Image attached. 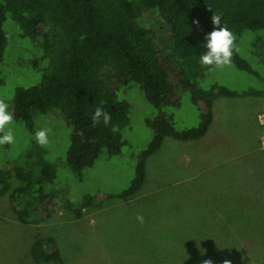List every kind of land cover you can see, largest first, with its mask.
Masks as SVG:
<instances>
[{"label": "rangeland", "instance_id": "1", "mask_svg": "<svg viewBox=\"0 0 264 264\" xmlns=\"http://www.w3.org/2000/svg\"><path fill=\"white\" fill-rule=\"evenodd\" d=\"M9 22L5 13L2 27L8 38L0 61V98L7 102L16 86L32 84L39 76L31 66L32 42ZM234 35L236 51L255 73L231 63L208 69L201 85L217 82L261 93L215 99L213 122L200 139L165 137L145 160L140 189L127 198L116 194L130 182L136 155L152 138L145 119L154 109L138 88L120 91L130 104L128 124L119 130L120 150L108 155L102 148L80 173L63 162L70 132L66 120L54 111L13 119L15 143L0 146V168L9 171L8 191L0 195V264H34L30 244L44 235L54 238L66 264H202L206 259L264 264V29L246 28ZM168 110L176 129L197 126L198 110L188 91L181 92L179 106ZM42 128L50 129L47 148L34 139ZM34 147L54 161L60 195L46 218L33 214L22 222L8 193L23 184L15 169H28ZM97 191L112 196L81 205L85 195Z\"/></svg>", "mask_w": 264, "mask_h": 264}, {"label": "trees", "instance_id": "2", "mask_svg": "<svg viewBox=\"0 0 264 264\" xmlns=\"http://www.w3.org/2000/svg\"><path fill=\"white\" fill-rule=\"evenodd\" d=\"M5 13L18 25L20 36L32 42L31 66L39 73L32 84L13 89L8 101L13 119L31 111H54L66 120L70 132L63 162L71 172L80 173L92 165L102 148L108 155L120 150L119 130L128 124L130 107L120 91L136 87L153 106L152 115L145 119L152 138L137 153L133 177L116 194L119 198L140 189L145 160L165 137L202 138L213 122L215 99L261 93L240 92L217 82L202 86L201 78L210 67L202 66L200 58L206 52L205 37L214 30L212 14H218L221 26L234 34L246 28L264 29V0H0V61L8 38L2 27ZM193 20L199 21L198 26ZM13 22L9 24L14 26ZM232 63L255 73L236 50ZM183 91L189 92L199 121L195 127L176 129L174 114L168 109L179 106ZM97 107L111 114L107 127L92 126ZM34 152L28 169H15L23 184L8 193L22 222L33 214L46 218L60 195L54 161L38 148ZM8 180V169L0 168V195L8 191ZM109 196L97 191L80 203L99 204ZM63 203L69 205L67 199ZM29 253L34 264H66L50 235L36 236Z\"/></svg>", "mask_w": 264, "mask_h": 264}, {"label": "clouds", "instance_id": "3", "mask_svg": "<svg viewBox=\"0 0 264 264\" xmlns=\"http://www.w3.org/2000/svg\"><path fill=\"white\" fill-rule=\"evenodd\" d=\"M211 23L214 26V30L206 35V44L204 45L206 52L202 54L200 63L204 67H210L212 69H223L232 63V56L236 50V36L225 25L221 26V17L218 14H212L210 17ZM193 24H199L198 20H193ZM111 114L102 107H97L91 116L92 126L95 127L99 124H103L107 127L111 123ZM13 124V115L9 109V103L0 98V146L12 145L15 143V136L10 125ZM113 130H117L113 126ZM50 129L42 128L35 132V142L41 148H47L50 144L49 140ZM139 222H143L142 216H137ZM202 264H213L211 259L202 261ZM223 264H231L227 259L223 261Z\"/></svg>", "mask_w": 264, "mask_h": 264}, {"label": "crops", "instance_id": "4", "mask_svg": "<svg viewBox=\"0 0 264 264\" xmlns=\"http://www.w3.org/2000/svg\"><path fill=\"white\" fill-rule=\"evenodd\" d=\"M206 137V136H205Z\"/></svg>", "mask_w": 264, "mask_h": 264}]
</instances>
